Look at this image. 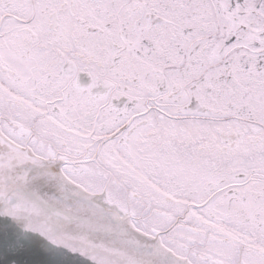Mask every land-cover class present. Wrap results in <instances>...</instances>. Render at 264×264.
Masks as SVG:
<instances>
[{"label":"snow or ice","instance_id":"6c2138e0","mask_svg":"<svg viewBox=\"0 0 264 264\" xmlns=\"http://www.w3.org/2000/svg\"><path fill=\"white\" fill-rule=\"evenodd\" d=\"M0 264H264V0H0Z\"/></svg>","mask_w":264,"mask_h":264}]
</instances>
